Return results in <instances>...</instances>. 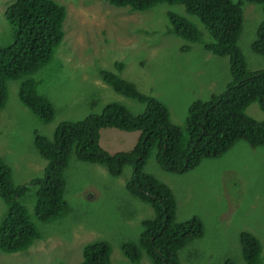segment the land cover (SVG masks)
Listing matches in <instances>:
<instances>
[{
    "label": "rangeland",
    "instance_id": "obj_1",
    "mask_svg": "<svg viewBox=\"0 0 264 264\" xmlns=\"http://www.w3.org/2000/svg\"><path fill=\"white\" fill-rule=\"evenodd\" d=\"M12 1L0 0V46L11 39L5 10ZM54 1L65 9L63 35L49 61L30 75L37 81V91L50 102L52 118L40 119L18 100L17 79L6 82L7 96L0 108V158L8 165L12 182L27 188L18 200L38 237L23 251L0 252V264H78L82 245L97 239L109 245L111 264H151L143 254L131 262L121 250V244L137 239L141 221L153 216L151 206L125 188L131 167L124 165L113 176L103 165L77 160L71 153L63 172L66 207L58 217L40 221L33 215L35 186L31 179L42 175L45 159L33 141L36 134L51 138L58 122L99 113L109 102L124 104L132 114L143 111L141 102L102 80V69L164 103L170 122L184 131L188 105L224 90L230 79L229 57L202 47L211 37L181 4L158 2L131 11L104 0ZM240 7L242 23L236 45L245 67L254 70L263 66L251 48L262 18L261 7L244 0ZM168 12L182 14L194 24L201 33L200 41L188 42L170 32ZM245 112L264 120L256 101ZM138 135L137 131L109 127L101 142L110 152L129 150ZM142 169L171 190L175 222L191 216L201 222V236L189 239L177 251L179 264H243L241 231L258 239L264 264V146H250L239 139L220 156L201 159L178 174L163 170L151 148ZM5 211L0 198V220Z\"/></svg>",
    "mask_w": 264,
    "mask_h": 264
},
{
    "label": "trees",
    "instance_id": "obj_2",
    "mask_svg": "<svg viewBox=\"0 0 264 264\" xmlns=\"http://www.w3.org/2000/svg\"><path fill=\"white\" fill-rule=\"evenodd\" d=\"M105 1L131 10L146 9L157 2L181 4L186 13L199 19L211 37L202 47L214 55L229 57L230 79L223 91L211 93L205 100L195 99L188 105L183 131L170 122L164 103L142 93L135 84L112 71L100 70L105 83L125 97L141 102L143 111L132 114L124 104L113 101L99 113L58 122L51 138L36 134L33 145L45 159V165L42 175L31 179L35 186L33 215L47 221L65 209L63 172L71 153L77 160L103 165L113 176L129 165L131 172L125 188L148 203L153 216L141 221L135 241L121 244L123 255L131 262H137L143 254L151 264H179L177 251L189 239L201 236V222L195 216L175 222L171 190L142 168L151 148L155 149L156 161L163 170L178 174L193 168L201 159L220 156L239 139L250 146H264V120H256L245 112L253 101L264 111V0H244L259 4L262 12L251 48L261 57L263 66L254 70L245 67L236 45L242 23V0ZM5 17L12 35L8 43L0 46V108L7 96L6 82L17 79L18 100L48 121L53 116L52 106L37 91V81L28 75L49 61L60 42L65 9L54 0H13L5 10ZM168 21L170 32L188 42L200 41V31L184 15L168 12ZM109 127L137 131L134 146L129 150L108 151L101 138ZM26 189L25 184L12 182L9 167L0 158V198L6 206L0 220L2 252L23 251L38 237L26 208L18 200ZM239 244L243 264H263L259 241L252 233L241 231ZM109 255V245L97 239L82 246L78 264H111Z\"/></svg>",
    "mask_w": 264,
    "mask_h": 264
},
{
    "label": "clouds",
    "instance_id": "obj_3",
    "mask_svg": "<svg viewBox=\"0 0 264 264\" xmlns=\"http://www.w3.org/2000/svg\"><path fill=\"white\" fill-rule=\"evenodd\" d=\"M104 1H105V0H104ZM55 2H56V1H55ZM105 2H106V1H105ZM106 3H108V2H106ZM157 3H158V2H157ZM108 4H109V3H108ZM154 4H156V3H154ZM154 4H152L151 6H153ZM109 5H112V4H109ZM112 6H115V5H112ZM116 7H118V6H116ZM182 7H183V6H182ZM126 8H127V7H126ZM128 9H129V8H128ZM130 10H131V9H130ZM131 11H139V10H131ZM37 70H38V69H37ZM104 70H106V69H104ZM109 71H110V70H109ZM32 73H34V72H32ZM32 73H31V74H32ZM31 74H29L28 77H31V76H30ZM31 78H32V77H31ZM32 79H33V78H32ZM33 80H34V79H33ZM35 81H36V80H35ZM84 244H86V243H84ZM84 244H83V245H84ZM83 245H82V246H83ZM0 252H2V251L0 250ZM2 253H5V252H2ZM6 254H10V253H6ZM80 260H81V259H80Z\"/></svg>",
    "mask_w": 264,
    "mask_h": 264
},
{
    "label": "crops",
    "instance_id": "obj_4",
    "mask_svg": "<svg viewBox=\"0 0 264 264\" xmlns=\"http://www.w3.org/2000/svg\"><path fill=\"white\" fill-rule=\"evenodd\" d=\"M107 131V130H106ZM103 133H105V131L103 132ZM103 133H102V135H103ZM123 150V149H122Z\"/></svg>",
    "mask_w": 264,
    "mask_h": 264
}]
</instances>
